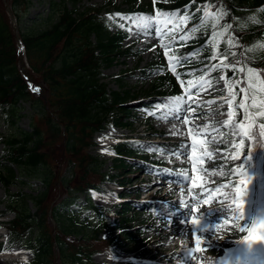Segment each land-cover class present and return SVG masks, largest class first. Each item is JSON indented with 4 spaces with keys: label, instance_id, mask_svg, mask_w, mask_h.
I'll return each instance as SVG.
<instances>
[{
    "label": "trees",
    "instance_id": "16d2710c",
    "mask_svg": "<svg viewBox=\"0 0 264 264\" xmlns=\"http://www.w3.org/2000/svg\"><path fill=\"white\" fill-rule=\"evenodd\" d=\"M7 2L20 26L18 33L30 72L45 86V99L30 91L22 75L16 29L6 10ZM81 2L83 0H51L46 16L29 19L27 22L31 25L25 29L23 19L32 6L31 1L0 0V108L14 130L5 140L4 158L9 166L0 163V183L7 189L8 208L15 216L9 226L10 243H20L31 252L32 260L28 264H97L94 255L109 251L112 242L99 237L110 227L111 221L105 209L91 204L90 194L114 176L103 173L104 163L90 153L94 138L107 129L112 117L116 125L127 127L128 117L137 109L153 110L169 105L173 95L179 92L178 77L168 68L173 56L184 57V63L173 65L185 78L200 73L213 82L225 74L236 83L245 78L248 68L259 70L264 77V48L259 47L264 44V0H207L210 12L223 15L215 31L224 35L213 41V21L205 24L195 18L186 21L181 26V35L193 27H197V31L186 42L169 49L167 57L158 54L148 65L152 81L142 100L136 102L138 97L130 91H111L103 74L114 62L132 54V48L124 44L130 27L116 16L115 8L109 3L80 11L76 5ZM205 3L206 0L192 3L190 0H156L155 4L154 0H124L122 4L126 6L125 11L136 18L138 14L158 11L190 15ZM229 24L232 27L225 32L224 26ZM230 37L234 46L228 43ZM213 52L220 57L227 55L225 64L240 61L238 67H244L245 73L223 68L209 71L205 65L220 63L219 59H208ZM241 86L237 84L232 90L237 93L236 105L243 98L239 92ZM21 102L31 106L30 131L17 126ZM262 104L264 95H259L257 107L249 110L247 120L245 110L236 109L250 137V167L256 168L264 179ZM158 147L150 139L123 141L115 147L120 155L116 169L122 187L132 184L130 174L137 160L150 157ZM24 178L37 179L43 184V189L30 197L34 212L27 208L28 195L9 192L15 181L21 182ZM81 194L87 196L95 217L93 220L92 215L88 216L87 223L79 219L78 195ZM129 195L136 197L140 193L133 187ZM129 204L124 202L116 212L127 237L134 227L129 216L134 208Z\"/></svg>",
    "mask_w": 264,
    "mask_h": 264
},
{
    "label": "rangeland",
    "instance_id": "374dc122",
    "mask_svg": "<svg viewBox=\"0 0 264 264\" xmlns=\"http://www.w3.org/2000/svg\"><path fill=\"white\" fill-rule=\"evenodd\" d=\"M30 1L32 6L28 11L27 16L23 19L24 23L22 27H25V29L31 25L27 22L29 19H34L40 15L46 16L49 11L51 0ZM54 1L60 2L62 0ZM123 1L124 0H83V2L76 5V8L83 11L84 9L98 8L109 3L112 8H115L116 16L129 25L130 35L124 44L127 47H132V54L127 58H122L119 61L117 60L114 62L111 67L106 68L103 71V74L104 82L111 91H130L132 95L138 97L136 100L138 101L143 98L145 94L144 92L149 89L151 83V76L147 74L146 68L149 63L155 60L159 52L162 53L165 51L163 44H167V41L164 40L161 42L156 39L154 35L150 34L145 27L137 26L133 17L130 16V13L125 11L126 6L122 4ZM123 17H128V19H123ZM19 27L20 26H18L17 23V29ZM154 45L155 47L153 48ZM164 55L166 54L164 53ZM27 69L28 67L25 68V70ZM223 77L227 79L226 76ZM202 78L206 79L203 74H198V76L192 80L183 81L180 87L181 95L178 97H182L185 101L194 99L189 93H195L197 82ZM189 81L192 83L189 84ZM211 84L212 87L207 88V90L201 88L200 94L196 95L199 98L197 101L205 103V108H215L219 113L200 118L198 119L199 122L214 117L220 119L228 118L227 113L230 110L229 106L221 99V96L226 95L227 92L225 80H218ZM32 86V91L35 90L36 93H43L45 90L42 83H37ZM187 96H189V98H187ZM211 100H216V103L212 106L206 103ZM221 105L223 106L221 107ZM178 107H180V105L174 100L169 107L164 109H156L151 112L144 109L137 112L135 111L128 117L129 127L124 129L115 125L113 121L114 118L112 117L107 130L96 136V145L91 149V154L104 163L102 172L109 176H114V180L103 184L100 193H95L92 197L93 204L110 210L108 216L112 222V225L104 230L99 237L102 240H112L113 245L110 249L112 255H96L95 262L97 264H126L131 259H137V257L141 258L142 255H145L146 253L148 255L147 258H150V260L154 262L153 264H174V259L173 261L171 259H169L171 261L168 260V258L171 257V254H173V257L179 262H183L185 258L181 257L178 252L174 251V246L177 241L172 243L168 248L161 247L165 234L170 231V229L163 227V224L166 223L168 219H174L178 215L182 216L187 214L189 209L184 207L180 202L182 200L189 201L192 196H195L200 201V194L204 189L224 188L226 192H234L237 191V187H239L242 191V195H238L239 200L242 201L244 198H248L247 206L242 207L243 218L239 220H225V224L228 225L227 227L229 229L224 231L223 235L217 236L216 239L211 238L208 241L202 239L200 250L195 249L194 235L191 237L187 236L188 240L183 247H192L195 252L205 257L207 260H213L214 262L220 260L221 264H240L241 261V264H264V258H260L256 255L257 250L253 249L249 251L237 248L240 240L247 232V230L243 232L240 231L241 225H243L245 221L253 218L255 202L253 195L251 194L250 196L248 192L251 190L250 181L255 178L256 173L253 171L251 172L248 166L250 164V158L247 154L249 145L248 139L245 138L244 143L242 145L240 144V138L243 137L245 128L233 127V125H239L242 119L238 113L236 114L235 98H233V107L231 108L233 116L230 125L223 130L215 131L212 136H209L210 139H219L217 141L218 144H215L212 147V150L217 151L214 155V161L220 163L217 168L211 169L213 177L209 179H206L207 173L199 170L197 167V165L208 164V162L201 157L196 158V164L191 167L186 166V164L183 166L172 165L170 154L174 152L173 150L176 143L192 141V137L188 135V131L183 138L181 137L180 130L173 128L170 134H167L168 131L166 130V127H160L159 125L162 122L161 118H176L174 110ZM30 113V104L27 102H21L17 114V117H19L17 119V126L20 129L25 131L31 130L32 117ZM181 115L183 116V112H180V116ZM189 115H191V113ZM187 124L188 123H184V129L188 130L189 126ZM207 128L210 130L216 129L217 124H207ZM235 132H238L239 134L236 135L234 134ZM12 133H14L12 123L6 118L5 112L0 109V163H4L5 166H7L4 159L6 154L5 140ZM152 136L160 138V141L163 142L162 145H160V150L155 156H152V158L149 157V161L140 159L136 167L139 171L132 172L130 176L131 181L133 182L132 186L136 185L143 191H148L142 196L140 201H152V204L146 206L144 209L142 208L137 213L138 223L136 226L139 227L142 224L147 225L145 226L144 231L142 229H133L131 231L132 233H130L131 235L127 237V235L122 232L120 223L115 218V212L122 203V200L117 198L116 195L118 196V194L123 193L126 195V199L129 190H123V188L117 186L118 182L116 180H118L119 177H117L116 165L118 162L116 160L119 159V155L115 153L114 147L117 143L124 140L135 141L147 137L151 138ZM197 140L198 138L195 139V141ZM181 146L183 147L184 145ZM200 146H202L205 151H210L207 145L200 143ZM232 157L237 158L233 159ZM170 170H173V172H170ZM186 177L192 178L191 181L192 183L194 182L195 190L189 194L181 195L175 192L170 193L172 188L177 186V181L179 179L187 180ZM228 179H233L234 181L230 184ZM240 180H244L245 183L241 185L239 183ZM165 181H167V183H165ZM221 185H227V187H221ZM154 187H158L156 193L154 190L152 191ZM42 188L43 184L41 181L24 179L22 180V183L15 181L10 187L9 192L10 194L22 192L30 197V195H37ZM246 190L249 191L247 192ZM7 195L6 188L0 184V248L3 249L0 253V258L9 257L13 259L12 264H25L31 259L30 254L26 251H23L22 253L20 252V255L14 253L13 249L16 247H12L8 240L9 231L7 228L10 225L13 215L7 213ZM78 197L80 204L79 219L85 220V223H87L89 221L87 217L91 215V209L87 205V199L84 195H78ZM104 198L109 199L110 202H104ZM262 198H264V190L262 191ZM159 202H162V204ZM189 202H191V200ZM260 206L264 208V202H261ZM27 208L32 212L34 211L30 199L27 200ZM198 208L199 212H197V214H200L204 209H208V206L207 204L205 205L204 202H201L198 205ZM263 214L264 210H260L256 217L259 218L263 216ZM256 227H262V225L257 224ZM230 242L231 245L228 248L226 245ZM205 244L207 245L206 247ZM131 251L137 253L134 258L129 256ZM224 251H229L227 257H224ZM260 252L264 255V252ZM252 255L255 257L256 261L250 258ZM188 256L189 255L187 254V257ZM106 257L108 258L105 259ZM227 258H229L228 262H226ZM0 264L5 263L0 262Z\"/></svg>",
    "mask_w": 264,
    "mask_h": 264
},
{
    "label": "snow or ice",
    "instance_id": "6c2138e0",
    "mask_svg": "<svg viewBox=\"0 0 264 264\" xmlns=\"http://www.w3.org/2000/svg\"><path fill=\"white\" fill-rule=\"evenodd\" d=\"M194 2V0H190V3ZM156 3V0H154V4ZM196 13H200L199 16L196 15ZM190 18H195L199 21L200 24H205L208 21H213L212 23V28L214 31L212 32V40L214 41L216 37L218 36H223L224 32H217L215 31L217 25H219L220 19L223 18V15H217L216 13H212L209 11L208 3L206 0V3L204 6H197L194 12H192L190 15L189 14H173L171 12H164V11H158L155 12L154 14H145L143 16H139L134 18L135 23L139 27H145L147 31L154 35L156 39L160 40L163 42L165 39H167L168 43L163 44V47L165 48V54L167 55V52L169 49L173 48L174 46H179L181 45V42H186L189 38L190 35L194 34L197 31V27H193L190 29L189 32L180 34L183 29L182 25L188 21ZM123 19H128V17H123ZM258 22V21H254ZM232 26L226 25L224 26V31L226 32L228 28H231ZM238 39V38H236ZM208 43V41H206ZM230 46H234L232 42V38H229L228 41ZM155 45L153 46V48ZM242 47V46H241ZM259 47L264 48V44L260 45ZM249 51H255V49H249ZM195 54V53H193ZM233 56L236 55V53H232ZM208 59L211 60H220V63L218 64H211L205 65L206 68L209 69V71H216L217 69L223 68L225 70H231L233 73L239 71L242 73H245L244 67L240 65V61H234L230 64H225L223 63L224 60L227 59V55L220 57L216 52H213V55L208 57ZM185 62V59L183 56L176 57L173 56L172 60H170V64H182ZM218 80H225V84L227 85V92L226 95L221 96V99L224 100L225 103L228 104L229 106V111L227 113L228 119L223 122V126H228L231 121H232V116L233 112L231 111V108L233 107V98L237 95L236 92L232 91L234 88L237 87V84L242 85L239 88V92L243 94V98L241 102L236 105L237 109H243L245 110V115L244 119L247 120L249 118V110L252 108L257 107V96L259 95H264V77H261L260 71L253 69V68H248L246 73H245V78L237 80L236 83H232V77L225 78L223 76L218 77ZM189 84L192 82L189 81ZM206 86V87H205ZM212 84L209 80L206 79H201L200 81L197 82L196 86V91L195 93H189L190 96L193 95H199L201 88H204L207 90V88H211ZM175 101L180 105L177 109L174 110V114L177 119H180L183 123H188L189 120H191L193 117L191 114H196V109L201 107V104L199 101L195 99H190V100H183L182 97H176L174 98ZM216 101H207V104H212L215 103ZM246 102L247 105H246ZM195 107H194V106ZM223 105H221L222 107ZM264 106V104H262ZM180 112H184V116H180ZM197 114V118H198ZM204 115H207V113H204ZM261 115H264V113H261ZM243 123H240L239 125H233L234 128H243ZM206 125H196L195 126V134L200 135L203 137H207L210 135L209 132L207 131H201V128H206ZM264 127V126H262ZM219 128L213 129V131H219ZM234 134L238 135V132H235ZM245 138H249L247 132L244 133L243 137L240 138V144L242 145L244 143ZM209 143H212L213 141H208ZM186 148H192L194 150V145H185ZM171 155H177L176 153H172ZM179 155L183 156L185 155L184 153H180ZM233 159L237 157H232ZM203 159V157H202ZM246 174V173H245ZM186 179H190L189 177H186ZM167 183V181H165ZM194 183V182H193ZM241 185L245 183L244 180H240L239 182ZM221 187H227V185H221ZM240 189L237 187V192H239ZM209 192H219V188L216 189H211L205 190V195ZM189 201H181L180 203L189 209L188 212V218L182 221L183 224L187 228L190 229L191 233L194 235V246L196 247L197 250H200V245L202 239L205 241H208L211 239V236L214 234L216 227L220 223L219 221L216 222V224H207L205 223V216L207 215V212H200L199 216L193 215V213L199 212L198 205L201 203L195 196L190 197ZM205 205L207 204V200L204 201ZM227 211L228 209H224ZM243 214H238L236 216V219H242ZM261 224L264 225V216H261L259 218L253 217L251 220L245 221L243 225L240 227V231H248L249 235L245 236L244 239L241 241V243L247 244L248 245V250H252V244L250 238L253 237V232L255 231L256 225ZM187 235V233H186ZM256 239H260L264 241V233H261L259 237H254ZM207 245L205 244V247ZM184 251L187 252L190 258L194 257L193 249L192 247H187L184 249Z\"/></svg>",
    "mask_w": 264,
    "mask_h": 264
},
{
    "label": "bare ground",
    "instance_id": "6f19581e",
    "mask_svg": "<svg viewBox=\"0 0 264 264\" xmlns=\"http://www.w3.org/2000/svg\"><path fill=\"white\" fill-rule=\"evenodd\" d=\"M194 99L199 100V98L196 95L192 96ZM211 101H216V100H211ZM216 103V102H215ZM215 103L210 104L211 106L214 105ZM201 107L196 109V114H191V116L193 117L191 120L188 121V126L189 129H184V123L180 120V119H176L173 117H168V118H161L162 122L159 124L160 127H166V130L168 131L167 134H170L171 130L173 128H175L176 130H180V134L181 137H185V133L188 131V135L192 137V141L189 142H181V143H176V146L174 148V152L177 155H171L170 154V159L172 160V165L174 166H183L184 164H188L187 166H192L194 164H196V158L198 157H203V159L208 162V164H204V165H197L199 170L205 171L207 173L206 179L212 178L213 177V173L211 172L212 168H217V166L220 165L219 162H215L214 161V155L216 154L217 151L212 150V147L215 144H218L217 141L219 140L217 139H210L209 136H212L214 131L206 128H201V131H207L210 133V135H208L207 137H203L200 135H196L195 134V126L196 125H206L207 124H217V128H219L220 130H223L224 128H226L225 126H223V122L226 121L228 118H224V119H220L218 117H214L212 119L209 120H205L203 122H199L198 119L200 118H205L206 116H210V115H216V113H219L218 110H216L213 107H209V108H205L206 104L205 103H200ZM194 106V105H193ZM195 107V106H194ZM204 113H207V115H204ZM197 114L198 118H197ZM183 116H184V112H183ZM181 115V117H183ZM177 120V121H176ZM179 121V122H178ZM230 125V124H229ZM162 131V130H160ZM223 137V135H222ZM198 138L197 141H195V139ZM213 141L212 143H209L208 141ZM200 143H203L205 145L208 146V148L210 149V151H205L203 149L202 146H200ZM181 145H184L183 147ZM185 145H194V150L192 148H186ZM180 153H184L185 155L181 156L179 155ZM222 174V172H221ZM229 183H232V180L228 179ZM178 185H185L182 188H179L178 186H176L175 188H173L171 190L170 193H178V194H182V193H190L192 192L195 188H194V184L191 182L190 179H187V181H179V183L177 182ZM208 190H211V188H207ZM212 189H216V188H212ZM204 189L202 191V193L200 194V202H204L205 200H207V206L208 209H204L202 212H207V215L205 216L204 220L205 223L207 224H216L217 221H219L220 223L218 224V226L215 229L214 234L211 236V238H217V236L219 235H223L224 231H227L229 228L227 227L228 225L225 224V220H237L236 216L238 214H240L241 212V208L245 205L248 204V202H239L238 201V195L241 193V190L239 192L237 191H225L224 188L219 189V192H209L206 195ZM106 203H109V199L104 198L103 200ZM224 209H228L227 211H225ZM193 215L195 216H199V214L197 213H193ZM185 219L188 218V215H182V216H177L174 219H168L166 221V223L163 224V227L170 229V231L165 234V237L162 240L161 243V247L163 248H168L172 243H175V248L174 251L178 252L179 255L183 258H185V260L183 262H179L175 257H173L174 255L171 254V257H169L168 259H171L173 261L174 264H221L220 260H216V262H214L213 260H207L205 257L201 256L200 254H198L197 252L194 251L193 249V253H194V257L190 258L189 256L187 257V252L184 251V249H186L185 247H183V245L187 242L188 237L187 236H193V234L191 233L190 229L187 228L185 226V224L182 223ZM187 233V235H186ZM231 245V242L228 243L226 246L229 248ZM14 253H18V255H20L19 253L23 252V249L20 247H16L13 249ZM224 257H227L229 255V251H224ZM250 258L252 260H255L253 258V256H250ZM12 258H0V262H3L5 264H12ZM229 261V258L226 259V262ZM242 263V261L240 262V264Z\"/></svg>",
    "mask_w": 264,
    "mask_h": 264
},
{
    "label": "water",
    "instance_id": "95a60500",
    "mask_svg": "<svg viewBox=\"0 0 264 264\" xmlns=\"http://www.w3.org/2000/svg\"><path fill=\"white\" fill-rule=\"evenodd\" d=\"M29 78H30V75H29Z\"/></svg>",
    "mask_w": 264,
    "mask_h": 264
}]
</instances>
